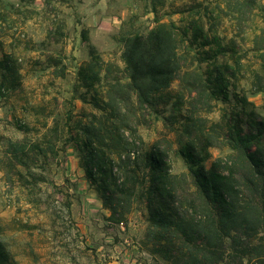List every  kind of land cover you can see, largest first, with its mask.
Returning a JSON list of instances; mask_svg holds the SVG:
<instances>
[{"label":"trees","instance_id":"1","mask_svg":"<svg viewBox=\"0 0 264 264\" xmlns=\"http://www.w3.org/2000/svg\"><path fill=\"white\" fill-rule=\"evenodd\" d=\"M144 1L155 26L121 35L123 67L96 56L77 71L75 92L95 111L67 125L79 167L109 221L124 224L144 206L143 244L168 264H264V4L205 0L194 7L203 15L181 26L159 17L164 0ZM215 13L233 24L234 37L205 31L203 18L210 23ZM249 53L256 65H244ZM12 65L0 60L1 89L8 81L15 89ZM258 95L261 107L250 98ZM158 120L173 139L147 146L140 129ZM210 149L226 153L208 166ZM173 156L184 171H172ZM0 264H14L1 245Z\"/></svg>","mask_w":264,"mask_h":264},{"label":"rangeland","instance_id":"2","mask_svg":"<svg viewBox=\"0 0 264 264\" xmlns=\"http://www.w3.org/2000/svg\"><path fill=\"white\" fill-rule=\"evenodd\" d=\"M202 1L164 0L159 17L184 26L189 15L198 10L203 15V9L194 10ZM144 3L0 0V60L10 59L18 78L15 89L9 81L1 89L0 78V245L14 264H168L143 244L149 226L143 205L124 224L108 220L110 212L87 182L66 133L67 125L74 127L95 112L75 92L79 67L96 56L123 67L121 35L146 34L155 26ZM93 10L112 17L101 24L93 20ZM203 19L211 37H234L233 24L216 13L210 23ZM257 24L263 25L261 19ZM251 36L248 30L247 44ZM252 56L244 58V65L257 64ZM250 98L262 106L260 95ZM221 107L209 116L211 121L219 119ZM140 132L147 146L173 139L161 120ZM49 144L54 150L45 152ZM17 149L24 150L15 158ZM210 153L208 166L226 150ZM171 163L175 173L186 169L174 156Z\"/></svg>","mask_w":264,"mask_h":264},{"label":"crops","instance_id":"3","mask_svg":"<svg viewBox=\"0 0 264 264\" xmlns=\"http://www.w3.org/2000/svg\"><path fill=\"white\" fill-rule=\"evenodd\" d=\"M108 1V0H107ZM126 1H132L133 3H134V0H126ZM263 3H264V1H263ZM103 4V3H102ZM102 6V5H101ZM112 16H109V14L106 12V13H103V14H101V13H99V12H94V10H93V20L95 21L96 20V18H98V22L100 23L101 22V24H105V21L106 20H108V19H110ZM114 18V17H113ZM115 19H118V18H115ZM121 21H122V18L121 19H119L118 20V23L117 24H121ZM110 264H115L114 262H111Z\"/></svg>","mask_w":264,"mask_h":264}]
</instances>
